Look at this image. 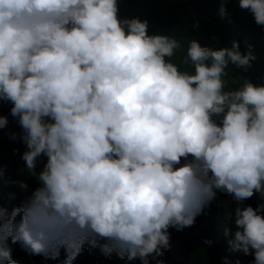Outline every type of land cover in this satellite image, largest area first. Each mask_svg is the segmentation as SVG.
Masks as SVG:
<instances>
[{"label": "clouds", "instance_id": "9594fccd", "mask_svg": "<svg viewBox=\"0 0 264 264\" xmlns=\"http://www.w3.org/2000/svg\"><path fill=\"white\" fill-rule=\"evenodd\" d=\"M238 3L264 26V0ZM180 48L149 34L147 19L120 17L118 0H0V101L12 104L22 131L10 138L39 181L23 204L0 203V264H15L12 244L39 263L73 264L85 242L164 264L168 229L199 215L218 235L192 245L177 233L173 251L186 247L167 264L193 247L198 263L264 264V203L252 197L264 200V84L226 90L224 79L229 63L251 67L252 45L192 39V71L171 59ZM8 123L0 114V129ZM233 250L237 262L225 257Z\"/></svg>", "mask_w": 264, "mask_h": 264}, {"label": "trees", "instance_id": "16d2710c", "mask_svg": "<svg viewBox=\"0 0 264 264\" xmlns=\"http://www.w3.org/2000/svg\"><path fill=\"white\" fill-rule=\"evenodd\" d=\"M224 3L228 14L221 16L219 15L221 0H118L120 17L147 19L149 34L173 36L181 43V48L176 50L171 58L179 64L181 70H193L191 63L187 65L183 63L190 40L195 39L202 46L214 49L231 47L232 41L237 40L242 53L248 50V45H252L256 59L251 62V67L247 71L229 63L226 69L228 74L224 77L227 81L225 89L239 88L246 79L254 84H264V26L257 25L253 14L241 9L238 0H224ZM11 107L10 102L0 101V114L6 115L9 121L7 127L0 129V173H2L0 174V203L8 206L9 210L13 206L23 204L32 191L39 186V181L27 172L26 162L22 159L26 145L19 139L10 138L11 133L19 134L22 131L18 121L10 114ZM46 159L44 156L38 159L37 172L42 169ZM21 181L27 183V189L20 187ZM252 197L259 203H264L259 193H254ZM219 206L223 212H228L221 205ZM220 230L219 224L210 215L204 220L202 216H197L191 227H185L181 231L170 227L168 231L171 247L164 250L163 255L156 259L162 260L164 264L173 263L176 252H181L180 249L186 247L178 244L175 252L173 251L172 244L177 233H182L181 236L186 237L188 242L195 245L200 243L201 237L212 239L214 235H218ZM17 246V244L11 245L15 264H48L46 259L39 263L25 253H16L14 248ZM188 251L189 254L184 264H197V249L188 248ZM242 254L243 252L233 250L225 257H228L229 261L237 262ZM59 258L65 257L60 254ZM253 260L254 256L240 264H252ZM149 261L150 264H155L152 257H149ZM73 264H142V262L138 258L129 261L115 252L106 256L99 247H92L85 242ZM205 264L214 263L206 260Z\"/></svg>", "mask_w": 264, "mask_h": 264}]
</instances>
